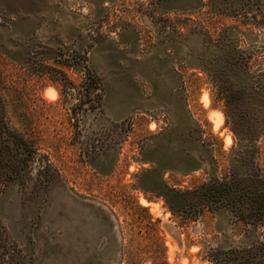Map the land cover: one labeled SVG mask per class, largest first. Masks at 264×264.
Wrapping results in <instances>:
<instances>
[{"label":"rangeland","instance_id":"rangeland-1","mask_svg":"<svg viewBox=\"0 0 264 264\" xmlns=\"http://www.w3.org/2000/svg\"><path fill=\"white\" fill-rule=\"evenodd\" d=\"M195 2L206 3L0 0L9 121L54 172L38 175L34 165L26 184L0 182L8 264H208L206 247L238 241L242 225L228 214L181 221L134 186L145 169L177 189L207 179L212 157L218 176L227 169L234 136L195 66L207 54L205 33L236 21L205 5L171 10ZM243 36L242 47L264 49L256 28ZM26 49L31 60L18 55ZM83 51L101 81L86 96L75 58ZM256 144L263 164L264 135Z\"/></svg>","mask_w":264,"mask_h":264},{"label":"trees","instance_id":"trees-1","mask_svg":"<svg viewBox=\"0 0 264 264\" xmlns=\"http://www.w3.org/2000/svg\"><path fill=\"white\" fill-rule=\"evenodd\" d=\"M199 1L206 3L197 5V1L186 8L171 10L192 14L197 6L205 5L211 14L225 15L236 21L216 31L214 38L209 32L205 33L208 37L203 46L207 54H198L199 63L195 66L207 76L215 98L222 102L225 123L234 136L227 169L218 176L215 173L217 162L212 157L207 179L189 189L171 187L155 168L145 169L135 176L134 186L144 194L161 197L181 221H194L209 211L226 213L234 223L242 225V235L237 242L205 248L208 264H264V236L259 232L264 226V162H259L256 144L264 135V49L241 46L243 34L251 28L264 36V0ZM25 53L27 49L18 55L24 59ZM75 58L80 60L79 70L84 74L85 93L82 95L100 89L99 76L85 63L86 52ZM28 59H32L29 52L25 60ZM209 153L212 156L211 148ZM38 156L33 140L11 125L6 101L0 92V182L24 185L34 165H37L38 175L47 176L48 172L53 176L49 161ZM5 240L0 222V264H8Z\"/></svg>","mask_w":264,"mask_h":264},{"label":"bare ground","instance_id":"bare-ground-1","mask_svg":"<svg viewBox=\"0 0 264 264\" xmlns=\"http://www.w3.org/2000/svg\"><path fill=\"white\" fill-rule=\"evenodd\" d=\"M206 103V102H205ZM220 114V113H219ZM214 117V116H213ZM215 119H216V117H215ZM218 120V119H217ZM216 123V122H215ZM228 137V136H227Z\"/></svg>","mask_w":264,"mask_h":264}]
</instances>
